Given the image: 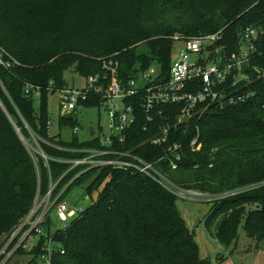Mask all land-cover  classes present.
<instances>
[{"label":"trees","instance_id":"trees-1","mask_svg":"<svg viewBox=\"0 0 264 264\" xmlns=\"http://www.w3.org/2000/svg\"><path fill=\"white\" fill-rule=\"evenodd\" d=\"M246 28L262 31L241 69L247 79L232 86V73L223 90L229 96H251L231 105H199L182 123L176 121L179 105L162 107V114L148 122L139 96L133 99L137 120L120 148L154 163L167 144H178L182 159L176 170L155 163L176 186L210 195L244 190L209 207L206 226L217 220L214 238L223 247L236 245L242 222L247 238L264 240V0H0V48L9 64L0 65V246L28 214L38 192L44 195L56 184L52 197L58 196V203L90 179L85 194L92 198L95 193L94 203L54 233L48 219L42 225L51 236L50 264H210L198 255L176 207L178 198L159 183L111 168L92 169L69 183L79 169L63 175L70 164L60 160L76 159L78 153L70 150L99 148V142L73 138L65 143L50 136L46 97L67 87V71L82 79L105 74L103 62L118 63L122 85L152 63L166 79L174 36L222 31L220 55L229 57L238 53ZM27 85L39 88L37 108L33 93H25ZM83 107L99 108V98L91 96ZM73 120L61 117L60 124L72 125ZM24 123L40 140L45 158L30 156L16 131L26 138ZM165 124L171 130L167 144L152 146L158 127ZM195 137L199 150L189 146ZM39 241L31 253L18 251L15 258H28L12 264H39L43 238Z\"/></svg>","mask_w":264,"mask_h":264},{"label":"built area","instance_id":"built-area-1","mask_svg":"<svg viewBox=\"0 0 264 264\" xmlns=\"http://www.w3.org/2000/svg\"><path fill=\"white\" fill-rule=\"evenodd\" d=\"M221 32L217 31L212 34L185 38L174 36L172 40L176 47L166 79L160 73L157 77L152 78L153 70L149 68L122 85L117 80L118 63L103 62L102 69L105 74H95L86 77L83 79L84 84L80 87L67 86L58 89L56 92L58 93L62 118L72 119L77 108L83 107V104L91 96L99 98V109H103L107 116L106 132H100L97 137L92 138L98 140L99 148L70 150L78 153L79 157L67 161L60 160V162L70 164V167L63 175L74 169H79L73 176V181L92 169H118L131 175L148 177L159 183L179 200L188 202H210L228 198L240 191H244L235 190L210 195L196 190L181 188L172 183L162 171L155 167V163L162 162L168 163L170 170H176L177 163L182 159V155L179 152L180 145L175 143L172 145L167 144L168 137L171 134L169 125L159 126L158 134L150 141L152 146L157 147L167 144L165 154L154 163L133 154L129 150L120 149L126 142L130 128L137 120L133 99H137L139 96L141 97L139 100L141 112H143L148 122L153 121L155 117H159L162 114L160 110L162 107H176L179 105L181 109L176 121L182 123L188 121L196 113V108L199 105L206 104L205 108L214 103L221 106L224 104L231 105L242 102L245 98L252 95V93L246 95L240 93L234 96L226 95L223 85L227 77L232 73L235 74V81L232 86L238 81L247 79L241 69L243 65L249 63L251 54L255 52L254 42L257 40L258 35L262 34V31L255 28H246L240 39L238 53H232L229 57L220 55L224 51L223 46L219 43ZM3 56H5V53L0 48V65L8 66L9 64L4 61ZM139 76H141L140 81L143 82L141 86H138ZM187 87L190 90H187ZM30 92L33 93L35 98L39 97L38 87L27 85L25 93ZM127 100L132 101V103H127ZM77 130L78 128L74 126V135ZM149 130H151V127ZM189 146L193 150H199L200 144L196 137L190 142ZM55 186L56 184L51 185L42 197V202L47 205L51 200V207L48 209L42 207L38 211L41 204L39 207L34 204L18 227L11 232L0 246V264H7L12 257L16 256L18 251H23L24 253L35 251L40 238H43V244L39 248L38 263H51V254L53 252L51 236L46 235V231L42 226L46 221L48 210L51 208L55 209V212L62 220L66 219V212H68V217L70 218H73L77 213V211L69 210L63 202L56 203L58 196L52 197Z\"/></svg>","mask_w":264,"mask_h":264},{"label":"rangeland","instance_id":"rangeland-1","mask_svg":"<svg viewBox=\"0 0 264 264\" xmlns=\"http://www.w3.org/2000/svg\"><path fill=\"white\" fill-rule=\"evenodd\" d=\"M152 71V78H155L160 73V67L157 63H152L149 67ZM64 79L67 86L80 87L84 84V80L67 71L64 74ZM139 76L138 86L143 85L140 81ZM37 98L34 100V108H37ZM47 112L50 119L49 134L56 139L61 140L65 143H70L73 138L79 143L87 142L92 140L93 137H97L98 133L106 132V113L103 109L97 107H78L74 116L73 124H60V118L62 117L59 109V98L58 93H48L46 97ZM12 121V120H11ZM14 123V122H13ZM73 126L77 127L76 134L73 133ZM24 127L28 132V138L22 137L18 129V135L22 139L27 151L29 152L32 159L35 161V155H42L38 142L40 141L30 130L27 124L24 123ZM89 127L93 129V135H90ZM49 143V142H48ZM72 179L70 180V182ZM89 181H85L82 185H76L72 187L63 197L61 202L65 203L68 209L73 211H79L85 207L90 206L96 200V194L92 195V198L87 197L85 194V188L89 184ZM69 182V183H70ZM68 183V184H69ZM67 185V184H66ZM65 185V186H66ZM65 187L58 193H62ZM37 193L33 205H36L38 211L43 207L48 209L51 207V200L48 205L42 202V197L45 195ZM37 198V200H36ZM36 200V202H35ZM211 202V203H210ZM210 202H188L183 200H176V207L180 212L186 227L193 235V240L197 245L198 255L200 258L208 259L210 264H264V240L257 242L250 238H247L243 229L242 224L238 227V237L236 245L227 247L221 246L214 238L216 221L210 223L211 227H207L205 220L209 214V207L213 203ZM43 210V209H42ZM41 210V211H42ZM66 219L62 220L59 215L55 212V209L51 208L46 214V220H49L50 233H54L56 230L63 229L67 223L72 219L68 217V212L65 213ZM12 257L10 264L17 261V259H27L28 257L15 258Z\"/></svg>","mask_w":264,"mask_h":264},{"label":"water","instance_id":"water-1","mask_svg":"<svg viewBox=\"0 0 264 264\" xmlns=\"http://www.w3.org/2000/svg\"><path fill=\"white\" fill-rule=\"evenodd\" d=\"M17 131V130H16ZM89 131H90V135H93V129H92V127H89ZM18 133V132H17ZM20 137V136H19ZM21 139V138H20ZM22 140V139H21ZM88 197V196H87Z\"/></svg>","mask_w":264,"mask_h":264}]
</instances>
